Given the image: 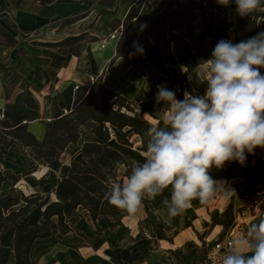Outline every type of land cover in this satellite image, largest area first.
Listing matches in <instances>:
<instances>
[{
	"label": "crops",
	"instance_id": "crops-1",
	"mask_svg": "<svg viewBox=\"0 0 264 264\" xmlns=\"http://www.w3.org/2000/svg\"><path fill=\"white\" fill-rule=\"evenodd\" d=\"M96 1L0 0V25L18 40L16 45L0 43V120L13 126L25 124L29 132L42 140L53 122V99L63 113H67L72 109L78 90L75 85L79 88L91 85L98 78L132 99L141 111L145 110L139 92L142 88L151 89L149 75L153 74V68L146 61L132 67L117 55V37H111L115 29L110 27V22L116 17L123 20L133 3L137 10L136 20L157 15L150 16L144 7L139 11L137 0H129L118 4L116 14L94 21L95 12L100 10L98 5L93 7ZM221 8L233 22L237 13L234 0ZM84 11H89L86 17L72 24H62L64 18ZM223 16L215 11L213 21L204 22L200 17L193 29H186L184 35L172 41V54L167 51L163 58L166 62L171 56L175 58L174 65L167 63L175 75H181L205 59L200 53L190 57L195 48L193 44H202L200 50L212 53L218 21ZM251 16L255 33L264 31V14L253 13ZM21 30L30 34L23 37ZM83 32H89L97 40L83 43L78 55L34 44L35 41L56 42ZM181 48L183 55L176 56ZM260 71L264 74V68ZM15 74L23 80L11 81ZM145 116L148 120L153 119L148 114ZM83 134L84 129L81 138L68 144L58 160L39 164L36 170L22 176L16 187L28 194L40 192L56 199L59 179L67 175L73 161H83ZM131 141V145H125L112 137L109 142L127 161L117 169V180L121 182L130 176L133 162H144L141 153L146 150L147 142L143 143L137 135ZM63 156L65 161L60 164ZM25 158L29 162L30 156L22 146L14 143L6 148L0 145V176L6 178L0 182L1 189L10 187L11 174H21L27 168L23 166ZM210 175L228 181L229 187L235 189L229 199L221 195L214 198L211 205H201L198 200H193L192 206L182 215L170 217L165 205V201L170 200V188L154 200H144L135 215L111 205L105 196L96 221L87 209L81 208L75 229L67 233L60 232L54 217L51 235L35 240L30 260L34 264H202L209 243L222 238L236 222L244 231L248 221L264 212V194L257 203L241 195L244 188L264 185V149L257 148L254 154H247L245 165L237 161L226 162L223 169H211ZM13 258L14 226H11L0 236V264Z\"/></svg>",
	"mask_w": 264,
	"mask_h": 264
},
{
	"label": "trees",
	"instance_id": "trees-1",
	"mask_svg": "<svg viewBox=\"0 0 264 264\" xmlns=\"http://www.w3.org/2000/svg\"><path fill=\"white\" fill-rule=\"evenodd\" d=\"M128 1L97 0L93 7L98 5L99 14L103 17L116 14L118 4ZM159 4L164 7L163 11L154 18L132 21L137 11L133 5L123 20L116 17L110 22L112 29L123 25L116 43L117 55L132 67L146 61L153 68V74L149 75L151 89L142 88L139 92L145 106L144 111H141L132 99L98 78L91 85L76 91L72 109L67 113H63L56 99H53V122L42 140L29 132L25 124L13 126L6 120H0V145L8 148L14 143L18 144L25 148L30 156L28 167L21 174L9 176L10 187H0V236L9 227L14 226V258L3 264H34L29 256L31 247L35 240L51 235L54 217L57 218L61 233L75 229V223L81 216V208L87 209L96 221L101 202L108 190L107 176L111 175L117 180L118 167L127 164L124 155L109 142L114 137L119 143L131 145L134 135L139 136L143 143L147 142L145 133L148 119L145 114L154 118L157 110L164 106L163 102L159 105L155 102L157 85L165 84L176 93L179 100L184 99L185 91L201 95L190 84L189 76L193 67L187 68L182 76L173 75L163 58L162 49H168L170 42L177 38L176 32L184 34L186 29H193L198 18L210 21L215 10L222 11L221 5L217 0H159ZM88 12L70 15L63 19L62 24H72L86 17ZM20 33L23 37L30 34L25 30ZM0 35L3 37L0 43L16 45L18 41L1 25ZM254 35L256 33L252 16L241 17L236 13L232 23H229L226 17L220 20L214 47L221 39H231L233 43H239ZM94 40H97L96 36L83 32L56 42L35 41L34 44L54 47L65 54L78 55L83 43ZM134 42H137L135 47ZM201 46L202 44H196L190 57L200 53L205 59L209 58L211 54L200 50ZM20 79L22 77L17 74L11 77V81ZM192 80L200 89H206V82L197 84L194 78ZM21 84L25 85L23 81ZM26 102L30 103L28 99ZM82 129L85 130L81 147L83 161H73L67 175L59 179L55 188L56 199L40 192L28 194L16 187L20 178L36 170L39 164L58 160L68 144L76 143L81 138ZM5 179L0 176V182ZM263 194L264 185L241 190V195H245L254 203H257Z\"/></svg>",
	"mask_w": 264,
	"mask_h": 264
},
{
	"label": "clouds",
	"instance_id": "clouds-1",
	"mask_svg": "<svg viewBox=\"0 0 264 264\" xmlns=\"http://www.w3.org/2000/svg\"><path fill=\"white\" fill-rule=\"evenodd\" d=\"M232 0H217L229 6ZM241 17L264 14V0H234ZM137 42H134V47ZM142 51V49H140ZM264 31L233 43L221 39L210 58L191 69L189 79L207 83L203 95L185 92L179 100L165 84L157 85L156 117L148 120L143 163H132L122 182L106 178L109 203L135 215L145 199L154 200L171 189L165 205L170 217L182 215L193 200L211 205L214 198L229 199L235 189L210 170L226 162L245 165L247 154L264 149ZM182 70L184 66H182ZM231 186V185H230ZM211 264H264V212L248 221L242 234L226 238L222 254Z\"/></svg>",
	"mask_w": 264,
	"mask_h": 264
},
{
	"label": "rangeland",
	"instance_id": "rangeland-1",
	"mask_svg": "<svg viewBox=\"0 0 264 264\" xmlns=\"http://www.w3.org/2000/svg\"><path fill=\"white\" fill-rule=\"evenodd\" d=\"M143 1L144 0H137V5H138V7H137V9L139 10V11H141V9H143V7H144V11H147L148 12V14L150 15V16H154V15H157L158 16V14H159V11L161 10V13H162V11H163V6L162 5H160L159 4V0H154L155 2H156V10L155 11H150V9H149V7H148V2H145V5L144 6H140V5H143ZM135 6V3H133L132 4V6ZM130 9V8H129ZM139 11H138V13H139ZM216 12H219V13H222V14H224V16H223V18L224 17H226L227 18V21L229 22V23H232L229 19H228V17H229V15H228V13H227V11H225V12H223V10L222 11H218V10H215ZM214 11V12H215ZM137 13V12H136ZM160 13V14H161ZM95 19H94V21H100L101 19H102V16L99 14V11L97 10L96 12H95ZM136 15V14H135ZM137 16V15H136ZM219 16V15H218ZM213 17H214V14H213ZM213 17H212V19L210 20V21H213ZM222 18V19H223ZM203 20H204V18H203ZM204 22H208V21H205L204 20ZM94 23V22H93ZM219 28H220V20L218 21V30H219ZM231 35L230 36H232V33H230ZM176 35H177V38H178V36L180 35H184V34H182V33H180V32H176ZM119 36V35H118ZM118 36H117V39H118ZM177 38L176 39H174L173 41H175V40H177ZM171 43H172V41L170 42V44H169V47H168V49H162V52H163V54H166L167 53V51L169 52L170 51V54H172L171 53ZM195 45L196 44H193V48L195 47ZM202 49V48H201ZM176 52V51H175ZM183 50H182V48L180 49V51H178V52H176L175 54H176V56H179V55H183ZM167 55V54H166ZM167 63H169V65L171 66V65H174L175 63H176V61H175V58H173L172 56L169 58V61L167 62ZM168 66V65H167ZM170 66H168V68L172 71V74L173 75H175L176 73H175V71L173 70V69H171V67ZM184 74V72L181 74V75H179V76H182ZM190 80V79H189ZM190 84H191V86H192V88L196 91V92H198V93H200L201 95H203V91L204 90H202V89H200L195 83H194V81L193 80H190ZM186 92V91H185ZM150 118V117H149ZM65 159V157L63 156V157H61V159L59 160V163L60 164H63L64 163V160ZM27 163H28V161L26 160V158L24 159V163H23V166L25 165V167H28V165H27ZM43 170V169H42ZM43 175V174H42Z\"/></svg>",
	"mask_w": 264,
	"mask_h": 264
},
{
	"label": "built area",
	"instance_id": "built-area-1",
	"mask_svg": "<svg viewBox=\"0 0 264 264\" xmlns=\"http://www.w3.org/2000/svg\"><path fill=\"white\" fill-rule=\"evenodd\" d=\"M145 2H148V7H149L150 11L156 10L157 5H156V2L154 0H144L143 5H141V6H144ZM136 19H137V16L134 15L132 17V21H135ZM122 28H123V25H120L117 29H115L113 31V33L111 34V37L112 38L117 37L120 34V30ZM75 89H79V86L75 85ZM1 117H3V114H1ZM243 232L244 231H243L240 223L236 222L231 227H229L222 238L216 239L215 241H213L207 245L206 255L202 261V264H211V260L209 259L210 256L222 254L223 245H224L227 237H229L231 235L242 234Z\"/></svg>",
	"mask_w": 264,
	"mask_h": 264
}]
</instances>
